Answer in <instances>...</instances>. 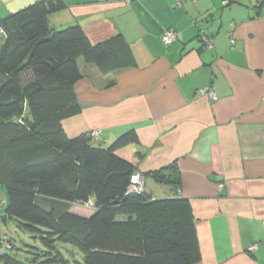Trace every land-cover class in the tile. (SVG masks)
<instances>
[{
  "label": "crops",
  "instance_id": "crops-1",
  "mask_svg": "<svg viewBox=\"0 0 264 264\" xmlns=\"http://www.w3.org/2000/svg\"><path fill=\"white\" fill-rule=\"evenodd\" d=\"M37 1L0 0V18ZM63 1L49 15L55 28L79 24L93 44L120 35L134 57L133 65L108 73L79 60L81 111L63 119L67 136L99 129L92 141L108 146L135 130L139 143L117 153L137 166L146 190L171 196L172 187L148 173L179 166L201 252L194 264H264V4ZM169 28L177 39L166 44ZM4 39L0 29V49Z\"/></svg>",
  "mask_w": 264,
  "mask_h": 264
},
{
  "label": "trees",
  "instance_id": "trees-1",
  "mask_svg": "<svg viewBox=\"0 0 264 264\" xmlns=\"http://www.w3.org/2000/svg\"><path fill=\"white\" fill-rule=\"evenodd\" d=\"M230 4L237 0H224ZM63 0H38L0 18V184L7 189V215L40 246L27 244L28 262L10 253L4 264H72L61 243L83 252L79 264H194L201 258L193 207L180 193L176 162L148 174L172 187V195L128 193L137 166L117 151L139 143L135 130L110 145L89 134L70 138L62 121L81 111L75 84L83 77L79 60L104 73L134 64L126 40L114 36L93 44L81 25L57 29L49 15ZM53 203H94L84 216Z\"/></svg>",
  "mask_w": 264,
  "mask_h": 264
},
{
  "label": "rangeland",
  "instance_id": "rangeland-1",
  "mask_svg": "<svg viewBox=\"0 0 264 264\" xmlns=\"http://www.w3.org/2000/svg\"><path fill=\"white\" fill-rule=\"evenodd\" d=\"M245 1V0H243ZM1 10L0 7V13ZM83 59V58H82ZM162 195V193H160ZM8 194L7 189L4 185L0 184V237H8L11 238L16 245V249L11 250L10 253L15 254L19 259L28 262V258L31 257V254L27 252L29 249L27 244L38 245L40 246V241L33 237V235L29 232L23 231L18 228L16 222L7 215L6 206H2L4 202H7ZM39 198L47 204L48 207H54L56 210H62L65 208H71L76 211H80L81 213L87 215L94 209V204L91 202L86 203H66V202H56L53 203L49 198L44 196H39ZM23 240V242L21 241ZM61 249L67 259L71 261L72 264H79L83 262V252L76 246L61 243ZM0 257V262H1Z\"/></svg>",
  "mask_w": 264,
  "mask_h": 264
},
{
  "label": "built area",
  "instance_id": "built-area-1",
  "mask_svg": "<svg viewBox=\"0 0 264 264\" xmlns=\"http://www.w3.org/2000/svg\"><path fill=\"white\" fill-rule=\"evenodd\" d=\"M177 4L181 5L184 4L187 0H175ZM196 1V0H193ZM225 2V1H224ZM250 4L258 8L261 5L264 4V0H249ZM163 41L166 44H170L174 42L177 39V31L175 28H169L167 29L163 36ZM204 42L211 48L212 47V38L209 36L204 35L203 36ZM211 96L213 99H215L217 96L215 93H211ZM90 136L92 138H97L100 136V130L95 129L92 132H90ZM224 186V183H219V188H222ZM145 189V180L143 176L139 173H136L131 178V184L129 185L128 193H135V192H142ZM92 204H94L92 201H89ZM11 248V243L8 240H2L0 241V256L4 255L7 250Z\"/></svg>",
  "mask_w": 264,
  "mask_h": 264
},
{
  "label": "water",
  "instance_id": "water-1",
  "mask_svg": "<svg viewBox=\"0 0 264 264\" xmlns=\"http://www.w3.org/2000/svg\"><path fill=\"white\" fill-rule=\"evenodd\" d=\"M2 206H6V202H4L3 204H2ZM22 242H23V240H21Z\"/></svg>",
  "mask_w": 264,
  "mask_h": 264
}]
</instances>
